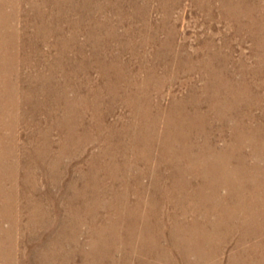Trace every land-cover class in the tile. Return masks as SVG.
<instances>
[{
  "label": "rangeland",
  "instance_id": "1",
  "mask_svg": "<svg viewBox=\"0 0 264 264\" xmlns=\"http://www.w3.org/2000/svg\"><path fill=\"white\" fill-rule=\"evenodd\" d=\"M111 1L113 2V4H112L113 6L110 3ZM213 1H214L213 4H215V5L218 3L217 0H213ZM65 2H64V0H57V5L59 6V10L62 12L63 9H64L65 10V13L63 15H65L66 17L65 18L62 17V19L61 18H58V20L57 19H52L53 21L51 20V22H47V21L46 22L48 23L49 27H51V29H55V27H57L58 26V23L61 21L60 23H62V25H60V27L64 31L63 39L66 40L67 38L74 36L73 37L74 38V41L72 43V52L71 53L74 54L73 57H74V60H75V64H74V66L72 64V68L71 69L72 70L73 69L76 70V75H75L76 77L75 76L73 77L74 78L73 79V84H79L81 82L82 83L81 85H83L84 83L87 82V80H90V82H89V84H90L89 86L90 87H94V88H98V87L104 88V87H106L105 84H106L107 81H103L104 79L106 80V78L104 77V71L101 68V66L99 65L100 64V61H102L101 59H102L103 55H102V57L98 58V54H96V53L97 52H100V51L107 52L109 54L110 53H113L116 56H120V58L123 60V62L128 61V63H129L131 57L126 52L127 49L125 50L124 47L127 48L126 45H128L129 42H131L132 40L135 41V40H137L139 38H138V35H136L137 33L136 34L134 33L135 34L134 36H132V35H130L128 33L130 36H132V37H129V35L126 32L128 30V27L129 28L132 27L133 30L136 28L135 31L148 29L151 32H155L156 35L158 34L157 36H158L159 39H163L166 36H169V37L172 36V39H174L173 42H174L175 47H178V45L179 46L186 45L188 47L196 48L198 46L200 47L201 45L205 44L208 40H210L212 38V41H213L214 45H217L218 46V45H223L224 44L226 46V47H224L222 49V52L228 54L232 58V63H234L233 65L235 67H239V63L241 61H243V63L246 64L248 67H250V66L251 67H255L256 64L259 65L260 64V61H261V59H260L261 58V55L260 54H262L264 52V51H261L262 48L260 46H258V43L260 41H261V44H262L261 46L262 47L264 46V0H246V2H245L246 4L245 3L242 4V8H243L242 11L243 12H242V14H240V15L237 16V19H239V22H241V24L243 25V28H244V29H242L243 31L236 28L237 27V23L234 21L233 18H232V20L231 19L229 20L228 18H225L224 11L218 9L217 6H215V5L213 7L214 9L213 10L211 9L210 15L206 16L204 10L202 11L203 8H201V6L204 5L205 0H199V2H198V0H176V2H175V0H72V3H70V4L68 3L69 5H67ZM11 3H12V1H11ZM246 8L249 9V12L247 11ZM7 10H9V7L7 8ZM134 13H135V15H134ZM22 15H23V13L20 12L17 16L14 15L15 18H13V19H16V20H10L8 22V24L11 25L10 27L17 28L16 31H17V33H19L18 34L19 35L18 40L14 41L15 43L13 42V44H17V43L20 44V42H22V43L27 42V43H29L31 45V43L34 41L35 47H34L33 52L30 53V57L28 56L29 53H27V55H26V53L24 54L22 50H18V52H16V53L12 52V50H11V52L8 53L7 57H8V60H9V58L11 56L12 60L14 61V63L11 62V61H8V63L10 62V65L13 66L14 71L17 69L18 71L21 72V74H24L23 76H26V75L34 76L35 71L33 69L32 70L30 69V72H29L28 69L22 68V66H21L22 65V61L23 60L24 61L25 60L31 61L33 64L35 63L34 65H37V66L39 65L38 66L39 68L42 67L41 66V63H45L48 59H49L48 61H53V57L54 58L56 57V55H55L56 52H55V48L52 47L49 44H53L52 42H54V39H53L54 36L51 35V34H48L47 36L50 37L52 40L50 39L51 42L48 41L49 43L48 42L45 43L44 41H46V39L48 40V38L45 36V33L44 32L41 33L38 36V37H40L39 39H38V37H36V39L34 38V39L31 40L28 37V35H29L30 32H28V34H27L26 31H25V33H24L25 35H22L24 37V39H21V41H20L21 28H22V26L24 27L23 23H24V18H25V16L23 17ZM119 17H121V18H119ZM91 18L95 19L97 21V23L100 22V23L106 24V27L104 28L102 26L103 28H100L98 26H94V25H97V24L93 23L91 21ZM137 20H138V22H137ZM134 21H136V22H134ZM247 21H251V22L254 21L257 24H260L261 23L260 25L263 26V30L261 32H257V35H254L252 33V31L250 30V28H249V30H250L249 31L248 29H246L244 27V24ZM52 22H54V23H52ZM232 25H234V26H232ZM110 28H111V30H110ZM94 32H95V34H94ZM54 38H56V37H54ZM93 38H95V39H93ZM176 41H177V43H176ZM8 42H9V44L11 46L10 40H8ZM55 42L58 44V39L57 38L55 39ZM199 42H200V45H199ZM151 46L153 47V43H152V45L150 44L149 46H147L148 49H146L145 52H146L147 59L149 58L148 59L149 61L154 62V60L152 59L151 54H149V53H151V50H152V47ZM77 47H78V49H77ZM117 49L119 51H117ZM121 49H123V50H121ZM11 53H13V54H11ZM177 53L179 54V52H177ZM26 56H28V57H26ZM24 57H26V58L24 59ZM162 58H164V57H162ZM256 58H257V60H256ZM66 59H68L67 56H66ZM133 60L135 61V59H133ZM133 60L130 62L131 65H130L129 69L125 71L127 74H133V71H136V69H137V63H135ZM48 61L46 63H48ZM50 63H52V62H50ZM262 64H263L262 65V69H263V71H262L263 73L262 74L264 75V62ZM54 68H56V69H51V71H50L51 72V76H54V79H52L51 82L53 84L54 83L59 84L62 80H61V77H59L60 74L57 72L58 68L57 67H54ZM68 68H70V67H68ZM116 72H119V70L116 69ZM158 72H161V70L159 69ZM195 73H197V72H194L190 76H187V75L184 76V73H183V74H181L179 76V78H177V80L175 82L172 83V85L170 83L164 84V86L161 88L162 91L160 90V92H159L160 95L158 94L159 97L161 96L159 102H160L162 108H164V107H165L164 109L169 108L170 105H172L171 102H174V100H176V101L179 100V101H177L179 104L183 103L181 99H183L185 97V95L187 94L188 90L185 89L187 87V85L182 86V84H181L180 81L185 80L186 83H192V82L194 83L195 82L197 85H199L201 82L197 78L198 76ZM159 75H161V74H159ZM162 75H163V73H162ZM252 76H253L252 74H249L248 73L247 74V77L244 78L245 80L242 79L241 82H243V83L241 84V86H243L244 84H248L250 87H254L253 89H251L252 90L251 91V94L252 95L254 94L253 92L260 93L261 95H264V87H263L264 86L263 85L264 84L263 83V79L264 78L261 79L260 76H253V77ZM262 77H264V76H262ZM51 78H53V77H51ZM13 79L14 78H12V82L15 81ZM77 81H79V82H77ZM251 81H252V83H251ZM254 81L256 82V84H255ZM258 82H259V84H258ZM103 83H105V84H103ZM24 84H25V86H24ZM31 84L33 85V83H31ZM36 84H37V82H36ZM36 84L34 83L33 86H35ZM13 85L16 86L15 83H13L12 86ZM22 85L24 87L19 85L20 89H21V87L22 88H25L28 85V83H23ZM257 85H259V87L261 88V91H256L255 90V88H256ZM53 88H54V85H52L51 87H49V89H53ZM84 93H86V92H84ZM84 93L81 92V95H80L79 98H76V99L73 98L74 103H77L78 104L80 102L79 103L80 105H77L76 107H71V108H73L72 114L74 116L71 114L70 117H67V118H71V121L69 122V124L72 123L71 126H73V129L74 130H77L75 132L76 134H74L73 132H71V133L68 132V129L67 128L63 129L64 127L62 126V123H60V122L62 121V118L64 119L66 116H61L60 110L57 109L58 110L57 111L56 109H53V107L50 104H46L45 106H43L42 109L39 108L40 109L39 110L40 112H32L31 110L33 108V104L30 105V108H29L30 110L27 109V112L29 111L28 114L32 115V113H34V116L36 115L37 118H39L38 120L40 122L43 120L42 121L43 123L41 122L42 127L40 129H36L35 127H31L32 128L31 129V128H29L27 126V123L29 122L28 121L29 120L28 118H32V117L31 116H28L24 112V108L21 109L22 106L20 104H22V105L24 104V103H20V101H24V100H22V97H19L18 95L16 96V94H14V95L12 94V96H6L5 94H2L3 96L2 95L1 96L3 98L0 96V105H1L0 106V127H3L2 128L3 130L0 128V133H2V134L3 133H6V137H8L9 140H12L11 135L13 136L15 134V136L17 137L16 139H18L20 137L19 140H16L17 143H20L21 142L19 144V147L20 148H18L17 149L18 151H16L15 154H14L15 155L14 156L15 158H13L12 157V154H10L9 157H8V160L5 162V164L7 166L10 165V167L12 168V170L16 168L15 169L16 172H15V175H14V178H16V179H14V178L13 179H10V180L3 179V180H6V182H5L4 185H2L3 186V189L2 190L0 189V194H1V196H0V208H1V211L4 210V212H5L2 215V217L5 218L6 216H8L9 221H11L13 218H15V220H16L15 223H16V225H18V229L14 230L12 232L13 235H10L11 238L9 237V238H7L5 240L6 242L4 241V243H9V242L10 243H18V249H19V250H17V255L18 256L12 259V261H13L12 264H78V263L79 264H83V263L84 264H90V263L91 264H101V263L102 264H112V258L113 257H110V258L109 257H105L103 259L105 261L104 262L103 260H101V261L98 260L96 257H93V259H92L91 255H90V258L81 257L78 253H75L74 254V257L71 260H69L68 262L66 261V263H65V259L64 258H61V257H56V258L53 257V259H46L45 257H43L44 255H42V254L45 253L44 250L47 247L41 245V244H45V243H54L53 241L55 240V238H57L59 236V238H57V241H55L56 243H58L57 246L56 245H52L53 248H54V249L52 248L53 250L59 249L60 248V246H59L60 243H65V242L66 243H73L70 239H68V237H73L74 236L73 235L74 232H76V236H75L76 243H90L91 239H94V240L97 239V242L104 243L103 241H105V240L102 239L103 241H100L101 236L99 234L98 235H99L100 238H98L97 236H94L92 234L93 233L92 232V229H93V231H98L97 229L100 228L99 227V226H101L100 224H102V223L105 222L104 221V218L105 217H108V219H110V217L112 216V214L117 215L116 217H118L119 214H120L121 216H119V218L122 217L123 215L124 216L127 215V218L128 219L126 218L124 220V223H121L122 226L121 225H120L121 227L119 226L120 231H122L121 232V235H123L124 237L127 236V233H126L127 230H126V228L127 229H133L134 228L133 229L134 232H132V234H131L132 235V238H131L132 241L130 239H127L126 240L127 243H129V244H128V247L125 248V250L128 249V248L129 249L126 250V251H123L124 254H120V255H123V257H121L120 255H118L115 252L116 251L115 250L116 248H114V247H117V245H114V244H118V243H107V241H105V244L106 245H104V247H107L109 245V248H111L113 250L114 260H116V261L118 260L116 264H125V262H126V264H143L144 263V254H143L144 251H146L148 249H153V246H154L153 244L154 243H158L159 246H160V248L162 247L161 248V251H162L163 254L165 252V255L168 256V259L172 258V255H178L180 253V249L181 250H186L187 249L186 251H188V252L186 253V255L188 257H186L187 259L185 261V264H189V263L190 264H204V263H202V259H200L199 256L200 255L201 256H205L207 253L211 254L212 252H216V255L219 254V257L221 258V259L219 257L217 258V260H218L217 261V264H219V262H220V264H228L229 258L231 257V252L234 251V250H236L235 248L241 249L243 247L244 248V251H248V250L251 251L253 246H257V248L261 249V251L264 250L263 249L264 248V243L261 244L259 240H254L256 242V244H254L255 242L252 241V242H250L248 244L247 243H242V245H241V243H238V241L236 240L235 237L232 238V239H230V241H228L227 243L226 242L225 243H222L220 240H218V237L220 236V234H222L219 231V229H222V226L216 227L217 229L215 228L216 229L215 231H214L213 226H212V224L214 223V220L216 222H219V220L221 219V215L219 216V214H217V212H213L212 213V209H213V206L215 204L216 199L210 197L211 196L210 193H207L208 195H204L205 193L202 192V190H201V186L202 185L201 186H195L194 185L196 183V181L199 182L200 184H206V185H208L210 183V181H212L211 179L212 178H215V177H218V178H216L217 179V182L218 181L222 182V176H224L223 178L224 179H227V182H229V181H231V182L224 184V185H226V187H225V189H221L220 190V193H221L220 194V197H222L224 199L228 198L231 201L233 199H234V201L235 200L237 201V200L240 199L239 202H241L242 196H245L246 193H247V192L241 190V186H242L241 183L242 182H240V180H243V178H241V175H244V178H245L244 180L246 181L245 182V185L247 187L251 186V189L252 188L253 189H256L257 192H255V194H254V192L251 193V194L248 193L250 195L249 196L250 198L249 197H246V196H245L246 198L243 197L244 198L243 199L244 201H251L252 200L255 203L254 206L252 204H250V202L249 203H246V204L242 203V202H244L243 200H242L241 203H242V205H244L246 207L252 205L254 207V210H256V212L259 215H261V212H264L263 211L264 210V206H263L264 205V194H263L264 193V181H263L264 180V176H263L262 172H259V176L260 177L258 176V179L256 181L257 182V188H254L255 185L252 184L250 180L248 181V179H251L252 176H254L255 173L252 170H249L248 167H243L244 166L243 165L244 162H241V161H238L237 160L238 157H244V156L246 157L247 156L248 160L252 163V167L253 168L255 166L256 170L259 171L260 168L263 167L264 163H260V160L259 159H256V158L254 159V157H251L252 156L251 154L253 153L252 146L255 144L254 143L255 142L254 138L257 136V140L261 142V136L258 134V133H260V131H257L256 132L255 130L254 131L251 130V132H249L250 134L249 133H244V135H242V138H244V136H246V135H247L248 138H250L252 136L251 137L252 138L251 141L253 143L251 141H249V140H242L241 139V140H239L240 144H239V142H237V144H236V146H237V148L235 149L236 153L235 152L232 153V152L228 151L229 148H226L225 149V147L231 142L230 140H231L232 136L234 135V132H232V135H231L230 134L231 133L230 131H232V130H229L230 129V126L233 125L232 121L230 119H225L224 120V123L225 124L223 123V126H225L224 129L226 131L224 130L221 133V135H219V133H217V130H214L215 129L214 127L218 128L219 125H221V124L218 121H214L212 118H208L207 121H206V129L207 130L209 129V130H208V132L206 130V132H207L208 136L211 137V138L210 139H206L205 137L201 136V137H199L197 139V136L195 135L197 133V132H195V131H197V129L196 130L193 129V131H192V134L193 135L190 136L191 134L189 133V136H190V141L189 142L190 143H188L187 150L186 149H180V150H186L187 151V152H183L184 153L183 156H186V157H189L190 155H192L191 158L193 156L194 157H199V158L200 157H206L207 158L208 156H210L213 153L212 156H215V154H217L218 155V159L212 158V162H211V157L210 158H207V160L205 159L203 161L204 162V165H198L199 167L198 166H195L194 167V165H195L196 162H194L192 165L187 164V165H185V167L184 166L183 167L185 169H187V168L189 169L190 168L191 170L189 169V172L191 174H186V175H183L182 177L181 176H173V175H171V173L175 171V168H174L175 164H173L174 163L173 161H175L174 159L175 158H178L180 156L179 154H181V153L178 152V149L174 148L176 150H174V149H173V151H172V149L170 150L171 151V154H172L171 157L173 158L172 159L171 157H169V159L171 158V161L168 162L170 164L166 165V162H164V161H162L163 163L161 164L160 163V160H159V158L161 156L159 157V155L162 154L161 150L164 148V145H162L163 139H161V146L160 145H157L158 146L157 147V150H155L156 148H154V147L152 149L150 148V151L148 153L149 154L148 156H150V155L152 156V157L151 156L149 157L150 158L149 160H151L152 162L153 161L156 162L158 160L155 165L151 163L149 166H146L145 167V166H141V163L140 162H136V164H133V161L132 160H133L135 154L138 156V154L143 149V146L144 145H147V144H145L143 142L144 140L143 141H140V138L139 137L142 134H144V133L145 134L148 133L149 136H151V135H153L152 132H149L147 130L141 129L140 130L141 132H139V134H138L136 132L138 129L136 131L135 130L132 131L129 128V126H128V123L129 122L127 123V121H126V120L129 119V116H127L128 113H129V110L124 105H122V104L120 105V103H119V105H117L115 107L114 112L112 114L108 115L104 119V121H102V124H101V126L103 128L106 127L105 129H108L109 126H110L111 127V131H107V130L103 129L102 131H100V133H101L100 134L99 131L95 128L96 127L95 126V124H96L95 121L96 120H94L95 119V116H94L95 109L93 110V108H90L89 107V106H91L90 104H93L92 103L93 101H92L91 98H88V99L86 98L85 99V96L87 97V95H85V96L82 95ZM34 100L37 102L38 100L41 101L42 98L40 96H37L36 95L34 97ZM35 101H32V103L35 102ZM102 101L103 100H101V102ZM13 103H15V104H13ZM82 103L87 104V105L84 106V104H82ZM88 104H89V106H88ZM240 105L243 106L244 103L243 104L240 103ZM16 106L17 107L19 106L18 107L19 109ZM86 106H87V108H85ZM14 107H15V109H14ZM50 107L52 108V110H56L57 111L54 114L55 116L48 114L47 108L49 109ZM100 109H103V105H102V107ZM52 110H50V111H52ZM187 110H191L190 104L188 105ZM255 111L257 112V110H255ZM257 114H259V113H257ZM46 116L54 117V118L52 120H48V119H45ZM56 116H58V117L56 118ZM122 117L125 118L124 122L122 120H120ZM167 117H165V121L166 120L171 121V117H169V116H167ZM72 118H74V119H72ZM56 119L59 120V123L56 121ZM54 120H55V122H54ZM140 120H142V123H139V126L144 125L145 122H146L145 119H140ZM189 121L190 120L188 119V121H187L188 126H189ZM92 123H93V125H92ZM86 124H87V126H85ZM253 124H255V123H253ZM190 125H192V124H190ZM257 125L260 126V124H257ZM48 126H49V128H48ZM127 130H128V132H127ZM33 132H34L35 135H37V137L40 138L41 143H42V146H39V147L38 146H32L33 148L32 147H29L31 144L29 145V142L26 141V137L29 135V133H33ZM103 132H105L107 134V139H109L110 142L112 143L111 144V147L113 149L111 148V150H112L111 152H113V153L111 155H114L115 158H117V159L119 158V160H117V159L115 160L116 165L113 164V163H110L109 160H108V158L106 159L105 156L102 157L103 154L101 153V149H102L101 146L104 145L103 144V142H104L103 140H105V134ZM180 132H182V131H180ZM135 133H137V134H135ZM44 135L48 136L49 139L47 138V139L43 140ZM133 135H135L137 138H139V139H137L136 143H135V141H133L131 139V138H133L132 137ZM162 135H165V132L164 131H163V134ZM225 135H227V136H225ZM71 136H72V140L73 141L70 142ZM89 137H91V139ZM66 138H67V140H66ZM113 140L115 142H113ZM118 140H120V141H118ZM129 140H131V141H129ZM138 140L140 141V144H139V141ZM205 140H207V141H205ZM263 140H264V138H263ZM45 141H47V142H45ZM94 141H95V143H94ZM22 142L25 143V144H27V147L28 148L27 147H24V145H23ZM43 142H45V144H43ZM145 142H146V140H145ZM47 143L50 144V148H48V149H47V147H48V144ZM202 143H204V144H202ZM209 143H210V145H209ZM74 145H75V148H74ZM132 145H133L134 148L132 147ZM211 145H213V146H211ZM63 146L65 147V149L67 148L66 151L74 152L72 154V156H70L68 153H66L65 149L61 150V147H63ZM79 146H80V148H79ZM197 146H198V148H196ZM23 147L25 148V150L23 149ZM43 147H45L46 150H43L44 149ZM148 147H150V146H148ZM29 148L31 150H29ZM26 150H28L29 152H31V154L30 155L27 154L28 151H26ZM47 150H48V153H47ZM59 150L62 151L61 152L62 155H60V153H59L60 151ZM257 150L258 149H256V147L254 145V154L255 153L256 154L259 153V150H258V152H257ZM174 151H175L176 155L174 154ZM201 151H202V153H201ZM217 151H219V152H217ZM57 153H59V154H57ZM63 153H64V155H63ZM65 153H66V155H65ZM118 155H119V157H118ZM126 155H127V157H126ZM227 155H229V158H231V156H232V158L228 160ZM27 156H29L28 159H27ZM131 156L133 158L130 160ZM125 157L128 158L126 161H124V158ZM17 159L20 160V165L19 166H17V164L15 163V160H17ZM58 159H59V161H61V162H59V165H58V162H57ZM214 159H216V160L214 161ZM221 160H222V162H221ZM225 160L228 161V163L231 160L230 163H233L232 165L230 164V166H232V168L228 166L229 168L227 169V172L226 173H228L229 175L228 174H225V170L227 168L226 163H225L226 162ZM56 162H57V164H56ZM211 163L215 165L216 173L218 174V176H215L214 177V176H212L210 174L209 167H210ZM237 164H239V165H237ZM20 166H22V167H20ZM115 166H118V167H116L117 169H113ZM152 166H153V168H152ZM217 166H219V167H217ZM27 167H32V168H30V171H29V170H26ZM92 167H94L93 172L95 170H97L96 171L97 172L96 174L93 173L94 176H96L95 178H93L94 176L91 177V175H90V172L92 170ZM102 167H103V169H102ZM143 167H145L144 170L146 172L143 174V176L140 175L139 181H141L144 184V186H145V187L143 186V190H144V192L146 194H143L142 195V197L144 198V200L141 197H138V198L137 197H134L135 195L132 194V192H133L132 190L135 187V185L137 184V182H134V180H133L134 179L133 178V175H136V173L139 172V171H141V169ZM168 167L169 168L171 167V171L170 172H169V168ZM258 167H259V169H258ZM42 168H44V169H42ZM62 168L63 169L65 168V169L63 170ZM95 168H97V169H95ZM105 168H106V170L107 169L108 170L106 171ZM136 168H138L140 170H137L136 171ZM154 168H155V173L153 174L152 171H153ZM200 168H202V169H200ZM59 169H60V174L61 175L60 174L58 175V180H57L58 182H55L56 180H54V178L56 176L53 177L54 176L53 174L56 173V171L58 172ZM25 170L28 171V172H26ZM31 170H32V172H31ZM239 170H240V172H239ZM132 171H133V174H131V176H129L128 173H132ZM232 171L235 172V173H233V174L232 173H229V172H232ZM46 172H49V174L47 175ZM108 172L113 173V174H115L117 172L116 173L118 175V177H116L117 179H114V178H111V177L109 178L108 177L109 174L107 175ZM164 172H166L167 174L164 173ZM32 173L33 174L34 173H37L36 176H38V177H36V179H34V183H33L34 186H35L34 190L32 188L33 187L32 186L33 184H31L29 182V181H31V177H29V179H26V177H25V174H32ZM192 173H194V174H192ZM197 173L198 174L200 173V174L198 175ZM239 174H241V175H239ZM119 175H120V177H119ZM205 175H206V177H205ZM81 176H82V178H81ZM123 177H124V179L127 178L128 180L125 181L123 179ZM6 178H9V177H6ZM202 178H204L205 180L202 179ZM23 179H25V180H23ZM62 179H63V181L61 182ZM75 179H76V181H75ZM81 180H82V182H81ZM185 180L186 181L187 180H190L188 183H190L191 185L192 184L194 185L193 186L194 187L193 189H195V191L191 193L192 195L186 193L187 192V185H186V181ZM94 181H96L95 184H94ZM236 182H238V183L236 184ZM122 183L123 184L124 183L125 184H128L127 187H129L131 190L130 189H124L121 186H119V184H122ZM160 183H161V185H159ZM233 183H234V187L235 186L237 187L238 185H240V186H238V190H241L242 191V192L240 191V195H238L237 192H233V191L231 192L230 191L231 190V185L230 184L233 185ZM70 184L73 185L71 188L69 187ZM148 184H149L150 188H149ZM154 184H156L155 185L156 187L154 186ZM243 184H244V182H243ZM19 185H21L22 187L19 186ZM165 186L168 187V189ZM185 187H186V189H185ZM197 187H199V188H197ZM136 188L139 189V190H141L139 187H136ZM188 188H190L189 185H188ZM150 189H151V191H149ZM81 190H83V192H81ZM87 190H88V192H87ZM113 190H114V192L117 191L116 192V193H118L117 196H114L115 193L112 192ZM105 191L107 193H104ZM228 191H230V192H228ZM14 192H16V193H14ZM126 192H127V194H126ZM2 195H4V196H2ZM123 195H124V197H123ZM136 195L138 196L140 194H136ZM170 195H172V196H170ZM93 196H95V197H93ZM151 196H152V198H151ZM233 196H236V197H233ZM4 197L9 200L8 201L9 204H6V201H5ZM115 197H117V198L115 199ZM196 197H198V198H196ZM51 198H52V200H51ZM87 198H89V199L87 200ZM12 199H14V200H12ZM53 199H55V200H53ZM104 200L108 203V205L111 206V208H106V207L104 208L102 205H97V202L98 201H101L102 202ZM87 201H89V202H87ZM120 201H122V202H120ZM135 201H137V202L139 201L140 204H141V206H142V207L140 206V208H138L140 210V211L138 210V213L137 212L135 213V205H134L135 204ZM211 201L213 202V204H212ZM87 203L89 205L86 206L85 204H87ZM107 203H106V206H107ZM1 204H2V206H1ZM113 204H114V206H113ZM61 205H63V206H61ZM96 205L98 207H96ZM37 206L38 207H41V209H43L44 214L42 216L40 214L41 210L39 212H37V210L35 208ZM64 206H66V207H64ZM184 206H185V209H184ZM190 206H192V207H190ZM24 207H26V208H24ZM107 207H109V206H107ZM114 207H116V208L114 209ZM123 208H125V209H123ZM182 208H183V210H182ZM23 209H25V210H23ZM101 209H102V211H101ZM110 209H111V211H110ZM149 209H150V211H149ZM76 210H78V211H76ZM64 211H65V213H64ZM120 211L122 213H120ZM239 211L241 212L242 210H239ZM234 213H235L234 214L235 215L234 218H235V217L238 216V213H237V215H236V211ZM105 214H106V216H105ZM131 214H134L135 217L137 216L138 218H140L139 219V225H138V223H136L135 226L134 225H132V226L130 225L131 222H130V218L128 216H131ZM214 214L216 215V217H215ZM44 215H46L45 218H44ZM212 215H213L214 218H212ZM152 216H153V218H152ZM93 217H95V219H96L95 221H92V218ZM116 217H113V218H116ZM161 217H162V219H160ZM182 217H185L187 220H189L190 224L192 223V220H191L192 217L195 219V221H197L199 223H201V222H205L206 223L207 222V225L205 224L204 228L200 224H197V225H194V226L196 227L195 230L197 229L196 230L197 231L196 234H203L204 232H206V234H209L207 232L214 231L213 232V236L214 237H212V241H211L212 243H210L209 240H208V242L206 240L203 241L201 239L193 240L194 237H192V241L189 240V239H187V240H189V242L186 241V240H183V242H182V241H179L178 240L181 237V235H177V234L172 235L173 237H176V239H174V241H171L170 238H169L171 236L170 233H169L170 231L167 228L169 227V229H170V223L171 222H176V221L179 222V221H181L183 219ZM260 217L261 216H258V218H257L258 223L261 221ZM245 218H246V215H245V213H243L240 216V219L243 222V225L246 224L245 222H246L247 218H246V220H245ZM145 219H147L148 225L145 223ZM225 219L226 218H224V220H223V218H222V221L227 222L228 219H226V220ZM64 220H66V221H64ZM162 220H163L164 223L162 222ZM222 221H221V224L225 223V222H222ZM257 221H256V223H257ZM63 222H64V224H63ZM120 222H122L121 218L119 219V223ZM161 223H163L164 225L166 224V227L167 228H163L161 226L162 225ZM2 224L6 228L8 227V225H10L7 220H2ZM145 225H147V226H145ZM158 226H159V228H158ZM177 226L180 227V228H182L181 226H179V224H177ZM229 226L232 227L231 225H229ZM85 228H86V230H85ZM204 229H206V230H204ZM217 230H218V232H217ZM136 231H138V232H136ZM162 232H163L164 235H162ZM67 233H68V235H67ZM125 233H126V235H125ZM133 234H135V235H133ZM146 234H147V236H146ZM215 234H216V236H215ZM138 236H139V238H138ZM15 237H17V238H15ZM215 238H216V240H214ZM50 239L51 240L53 239V240L51 241ZM153 239H155V240H153ZM158 239H159V241H158ZM213 240H214V242H213ZM178 243H181V244H179L177 246L176 244H178ZM206 243H210L211 245L206 244ZM168 246H169V248H168ZM178 247H180V249ZM182 248H184V249H182ZM141 249H143V250H141ZM87 250H89V249H87ZM210 250H212V252ZM191 251L193 252L192 254L190 253ZM31 252H33V253H31ZM42 252H44V253H42ZM126 252H128V253H126ZM150 252H152V250H150ZM64 253H65V251H64ZM20 257H22V258H20ZM75 258H77V259H75ZM83 258H84V260H83ZM177 259L180 260V257L178 258V256H177ZM129 260H131V261H129ZM88 261H90V262H88ZM92 261H94V262H92ZM165 261H163V262H165ZM199 261H201V262H199ZM0 262H2V260ZM10 262H11V260H10ZM26 262H28V263H26ZM170 263L171 264H176V263H173L172 260H171ZM177 264H180V263H177ZM181 264H183V263H181Z\"/></svg>",
  "mask_w": 264,
  "mask_h": 264
},
{
  "label": "bare ground",
  "instance_id": "2",
  "mask_svg": "<svg viewBox=\"0 0 264 264\" xmlns=\"http://www.w3.org/2000/svg\"><path fill=\"white\" fill-rule=\"evenodd\" d=\"M12 1V3H11ZM66 1V2H65ZM218 3L215 5L213 4V0H205V3L203 6H201L202 11L204 10L206 16L210 15L211 13V9L213 10L214 5L217 6L218 9L224 11V16L225 18H228L229 20L232 18L234 19V21L237 23V29L242 30L243 25L241 24V22H239V19H237V16L242 14V4H244L246 2V0H217ZM64 2L69 5L70 3H72V0H64ZM131 2V1H130ZM176 2V0H175ZM199 2V0H198ZM216 2V1H215ZM69 3V4H68ZM94 3V2H93ZM111 5L113 4V2H110ZM145 3V2H144ZM136 4V3H135ZM161 4V3H160ZM165 4V3H164ZM176 4V3H175ZM203 4V3H202ZM246 4V3H245ZM65 5V4H64ZM125 5V4H124ZM123 5V6H124ZM113 6V5H112ZM143 6V5H142ZM9 7V10H7V8ZM101 7V6H100ZM122 7V6H121ZM174 7V6H173ZM168 8V7H167ZM99 9V8H98ZM111 9V8H110ZM129 9V8H128ZM169 9V8H168ZM247 9V8H246ZM113 10V9H112ZM142 11V10H141ZM247 11L249 12V9H247ZM20 12L23 13V17L24 18V27L22 26L21 28V33H20V41L21 39H24V37L22 35H25V31L28 35V37L32 40V39H36V37H38L41 33H45V36L48 38V40L46 39V41H44L45 43H47L48 41H50V37H48V34L53 35L54 37H56L58 39V44L55 42H52L53 44H49L52 47L55 48V55L56 57H53V61H48V63H41V68H39L37 65H34L31 61L28 60H23L22 61V68L28 69L30 72V69L35 71L34 76L31 75H26L23 76L24 74H21L20 71H18L16 68V70L14 71L13 66L10 65V62L8 63V61H11L14 63V61L12 60L11 56L8 60V53L11 52H18V50H22L23 53L30 57V53L33 52L34 47H35V43L34 41L31 43V45L27 42H20L17 44H13L14 41L18 40L19 38V33H17L15 27H10L11 25L8 24V22L10 20H16L13 19L15 18L14 15H18ZM213 12V11H212ZM61 13V14H60ZM65 13V10L63 9V11L61 12L59 10V6L57 5V0H0V96L2 94H5L6 96H12V94H16V96L18 95L19 97H22V100L24 101H20V103H24L23 105L20 104L22 106L21 109L24 108V112L28 115L31 116L32 118H28L29 122L27 123V126L29 128L31 127H35L36 129H40L42 127L41 122L43 121H39L37 118V116H34V113H32V115L28 114L27 109L30 108V105L33 104V108H32V112H40L39 108H43V106H45L46 104H50L53 109H59L61 112V116H66L64 119L62 118V121L60 123H62V126L64 127L63 129L67 128L68 132H73L74 134H76L75 132L77 130L73 129V126H71L72 123L69 124V122L71 121V118H67L70 117V115L73 112V108L71 107H76L77 105H80L79 103H74V99L79 98L81 95V92L84 93L82 95H87V97L85 96V99L87 98H91L92 99V103L90 104L91 106H88L90 108H93V110L95 109V119L96 120V124H95V128L99 131H102L103 128L101 126L102 121H104V119L112 114L114 112V109L117 105H124L128 110L129 113L127 116H129V119L126 120L128 123L129 128L133 131V130H137L136 132L139 134V132H141V129L147 130L149 132H152L153 135L149 136V134H140L141 136L140 141H143L145 144L143 146V149L141 150V152L138 154V156L135 154L134 158L131 156L130 160L133 158V164H136V162H140L141 166H149L151 163L152 164H156V162H152L151 160H149L150 156H148L150 148L152 149L153 147L156 148L155 150H157V145L161 146V139H163L162 145H164V148L161 150L162 154L159 155V160L160 163L162 164L164 162H166V165L170 164L168 163L169 161H171V149L173 151L174 148L178 149V152L181 153L179 154L180 156L178 158H175L172 163L175 164L174 168L175 171L171 173V175L173 176H183L186 174H191L189 172V169H185V165L190 164L192 165L194 162L195 166L198 165H204V160L207 158L211 157V162H212V158H216L218 159V155L215 154V156H212V154L210 156L206 157H192V155H190L189 157L183 156V152H187V148H188V143H190V136H192V131L193 129H197V132L195 135L197 136V139L201 136L205 137L206 139H210L211 137L208 136L207 132L208 130L206 129V121L208 118H212L214 121H218L221 125H219L218 128L214 127V130H217V133H219V135H221V133L225 130V126H223L224 120L225 119H230L233 123L232 126H230L229 130L231 135L232 132H234V135L231 138V142L225 147L229 148L228 151L232 152V153H236L235 149L237 148L236 144L237 142H239V140H252V136L250 138L246 136H244V138H242V135H244V133H249L252 131H260V133H258L261 136V142L257 140V136L254 138L255 140V147L256 149L259 150V153H255L254 154V145L252 146L253 148V153L251 154V157H254V159H259L260 163H264V95H261L260 93H255L252 95L251 94V89H253L254 87H250L248 84H244L243 86H241V84L243 82L242 79L247 77V74H252L253 76H260L261 79H263L264 76L262 73L263 69H262V63L264 62V52L261 55V61L260 64L257 65L255 67H248L246 64L243 63V61H241L239 63V67H235L232 63V58L226 54L222 52V49L224 47H226L224 44L223 45H214L212 38L210 40H208L205 44L201 45L200 47H196V48H192V47H188L186 45H182L178 47H175L174 42L172 39V36H166L163 39H159L158 38V34L156 35L155 32H151L150 30L146 29V30H138L135 31L136 28L133 30L132 27L129 28L128 26V30L126 31L127 34L129 33L130 35L134 36L136 33V35H138L137 40H132L131 42L128 43V45H126L127 48L124 47V49L126 50V52L129 54V56L131 57L129 63L128 61L123 62V60L120 58V56H116L113 53H107V52H97L96 54H98V58L102 57V61H100V66L104 71V77L106 78V80L104 79L103 81H107L104 88L102 87H98V88H94V87H90L89 82L90 80H87L86 83H84L83 85H81L82 83L80 82L79 84H73V77L76 75V70L75 69H71L72 68V64L74 66L75 64V60L73 57V53L72 52V43L74 41V36L73 37H69L66 40L63 39L64 36V31L62 30V28L60 27V25H62V23H58V26L55 27V29H51V27H49L47 22H51L52 19H57L62 17H66L65 15H63ZM170 13V12H169ZM168 13V14H169ZM216 13V12H215ZM122 14V13H121ZM33 15V16H32ZM84 15V14H83ZM135 15V13H134ZM214 15V14H213ZM90 16V15H89ZM242 16V15H241ZM248 16V15H247ZM254 16V15H253ZM127 17V16H126ZM140 17V16H139ZM142 17V16H141ZM82 18V17H81ZM121 18V17H119ZM223 18V17H222ZM227 19V20H228ZM242 19V18H241ZM253 19V18H252ZM69 20V19H68ZM90 20V19H89ZM143 20V19H142ZM47 21V22H46ZM53 21V20H52ZM64 21V20H63ZM91 21L97 25L94 26H98L100 28H105L106 24L103 23H97V21L93 18H91ZM252 21V20H251ZM251 21H247L244 24V27L246 29L252 31V33L254 35H257V32H261L263 30V26L260 24H257L256 22H251ZM261 21V20H260ZM15 22V21H14ZM71 22V21H70ZM90 22V21H89ZM136 22V21H134ZM138 22V20H137ZM140 22V21H139ZM13 23V22H12ZM17 23V22H16ZM54 23V22H52ZM66 23V22H65ZM110 23V22H109ZM175 23V22H174ZM82 24V23H81ZM91 24V23H90ZM142 24V23H141ZM87 25V24H86ZM159 25V24H158ZM172 25V24H171ZM53 26V25H52ZM64 26V25H63ZM70 26V25H69ZM103 26V27H102ZM145 26V25H144ZM234 26V25H232ZM115 27V26H114ZM113 27V28H114ZM125 27V26H124ZM53 28V27H52ZM87 28V27H86ZM109 28V27H108ZM146 28V27H145ZM173 28V27H172ZM82 29V28H81ZM234 29V28H233ZM101 30V29H100ZM111 30V28H110ZM126 30V29H125ZM157 30V29H156ZM249 30V31H250ZM254 30V31H253ZM92 31V30H91ZM243 31V30H242ZM108 32V31H107ZM158 32V31H157ZM174 32V31H173ZM70 33V32H69ZM110 33V32H109ZM135 33V34H134ZM95 34V32H94ZM100 34V33H99ZM104 34V33H103ZM124 34V33H123ZM128 34V35H129ZM240 34V33H239ZM263 34V33H262ZM110 35V34H109ZM129 37H132L130 36ZM174 35V34H173ZM88 36V35H87ZM91 36V35H90ZM127 36V35H126ZM249 36V35H248ZM251 36V35H250ZM23 37V38H22ZM96 37V36H95ZM110 37V36H109ZM253 37V36H252ZM40 37H38L39 39ZM76 38V37H75ZM108 38V37H107ZM134 38V37H133ZM221 38V37H220ZM227 38V37H226ZM255 38V37H254ZM29 39V40H30ZM44 39V38H43ZM63 39V40H62ZM95 39V38H93ZM106 39V38H105ZM125 39V38H124ZM8 40H10L11 42V46L8 42ZM52 40V39H51ZM62 40V41H61ZM123 40V39H122ZM260 40V39H259ZM39 41V40H38ZM61 41V42H60ZM71 41V42H70ZM111 41V40H110ZM19 42V41H18ZM51 42V41H50ZM60 42V43H59ZM121 42V41H120ZM125 42V41H124ZM201 42V41H200ZM199 42V45H200ZM215 42V41H214ZM224 42V41H223ZM226 42V41H225ZM15 43V42H14ZM49 43V42H48ZM102 43V42H101ZM153 43V47L151 50V56L152 59L154 60V62L149 61L146 57V49L147 46H149L150 44L152 45ZM177 43V41H176ZM104 45V44H103ZM261 41L258 43V46H260L262 48L261 51H264V46H261ZM38 46V45H37ZM78 46V45H77ZM109 46V45H108ZM112 47V46H111ZM110 47V48H111ZM259 47V48H260ZM78 49V47H77ZM105 49V48H104ZM37 50V49H36ZM123 50V49H121ZM80 51V50H79ZM117 51H119L117 49ZM21 52V51H20ZM94 52V51H93ZM179 52V54L177 53ZM257 52V51H256ZM38 53V52H37ZM123 53V52H122ZM13 54V53H11ZM10 54V55H11ZM23 54V55H24ZM44 54V53H43ZM18 55V54H17ZM21 55V54H20ZM40 55V54H39ZM237 55V54H236ZM26 56V57H28ZM41 56V55H40ZM66 56L68 57V59H66ZM96 56V55H95ZM7 57V58H6ZM24 57V59L26 58ZM164 57V58H162ZM76 58V57H75ZM14 59V58H13ZM18 59V58H17ZM16 59V60H17ZM28 59V58H27ZM36 59V58H35ZM38 59V58H37ZM84 59V58H83ZM89 59V58H88ZM135 59V61L133 60ZM15 60V61H16ZM52 60V59H51ZM125 60V59H124ZM134 61L135 63H137V69L136 71H133V74H127L125 71L129 69L130 65H131V61ZM257 60V58H256ZM19 61V60H18ZM38 61V60H37ZM45 61V60H44ZM52 62V63H50ZM90 62V61H89ZM12 63V64H13ZM19 63V62H18ZM98 64V63H97ZM96 64V65H97ZM16 65V64H15ZM80 65V64H79ZM18 66V65H17ZM237 66V65H236ZM15 67V66H14ZM37 67V68H36ZM54 67H57L58 70L57 72L60 74L59 77H61V82L59 84L56 83H52V79H54V76H51V69H56ZM70 67V68H68ZM96 68V67H95ZM21 69V68H20ZM116 69L119 70V72H116ZM161 70V72H158V70ZM88 70V69H87ZM28 72V73H29ZM128 72V71H127ZM194 72H197L195 74H197V78L200 80V84L197 85L195 82L193 83H186L185 80L180 81L182 86L187 85V87L185 89L188 90L187 94L185 95V97L182 100L183 103L179 104L177 101L179 100H174V102H171L172 105H170L169 108L164 109L161 107L160 104V97H159V92L161 90V88L164 86V84L166 83H170L172 85L173 82H175L177 80V78H179V76L181 74L184 73V76H190L192 75ZM27 73V72H26ZM103 73V72H102ZM163 73V75H162ZM161 74V75H159ZM85 75V74H84ZM14 76V77H13ZM83 76V75H82ZM252 76V77H253ZM53 77V78H51ZM76 77V76H75ZM103 77V78H104ZM12 78H14L13 80H15L14 82H12ZM182 78V77H181ZM250 78V77H249ZM191 79V78H190ZM241 79V80H240ZM253 79V78H252ZM102 80V79H101ZM245 80V79H244ZM243 80V81H244ZM258 80V79H257ZM81 81V80H80ZM97 81V80H96ZM192 81V80H191ZM37 82V84H36ZM79 82V81H77ZM179 82V81H178ZM177 82V83H178ZM255 82V81H254ZM15 83L16 86H12V84ZM23 83H28V85L25 88L20 89V86H23ZM31 83L36 84L35 86H33ZM245 83V82H244ZM252 83V81H251ZM263 83H264V79H263ZM98 84V83H97ZM250 84V83H249ZM256 84V82H255ZM259 84V82H258ZM52 85H54L53 89H49V87H51ZM264 85V84H263ZM25 86V84H24ZM23 86V87H24ZM95 86V85H94ZM102 86V85H101ZM161 86V87H160ZM96 87V86H95ZM160 87V88H159ZM172 87V86H171ZM264 87V86H263ZM159 88V89H158ZM165 89V88H164ZM186 90V91H187ZM256 91H261V88L259 87V85L256 86L255 88ZM162 91V90H161ZM159 94V95H158ZM40 96L42 98L41 101H35L34 97L35 96ZM108 95V96H107ZM3 96V95H2ZM1 96V97H2ZM105 96V97H104ZM172 96V95H171ZM176 96V95H175ZM177 97V96H176ZM3 98V97H2ZM21 99V98H20ZM164 99V98H163ZM175 99V98H174ZM2 100V99H1ZM4 100V99H3ZM7 100V99H6ZM13 100V99H12ZM15 100V99H14ZM78 100V99H77ZM100 100V101H99ZM101 100H103L101 102ZM32 101H35L32 103ZM73 101V102H72ZM81 101V100H80ZM19 103V102H18ZM85 103V102H84ZM82 103V104H84ZM170 103V102H169ZM240 103H244V105H240ZM5 104V103H4ZM15 104V103H13ZM190 104L191 110H187L188 105ZM8 105V104H7ZM19 105V106H20ZM87 104H84V106ZM103 105V109H100ZM1 106V105H0ZM18 106V107H19ZM245 106V107H244ZM6 107V106H5ZM13 107V106H12ZM17 107V106H16ZM17 107V108H18ZM49 107V106H48ZM82 107V106H81ZM3 108V107H2ZM51 108V107H50ZM49 108V109H50ZM87 108V106L85 107ZM8 109V108H7ZM15 109V107H14ZM19 109V108H18ZM48 108V114L49 115H53L58 111L56 110H52V108L50 111ZM78 109V108H77ZM5 110V109H4ZM30 110V109H29ZM257 110V112L255 111ZM75 111V110H74ZM23 112V111H22ZM78 112V111H77ZM92 112V111H91ZM31 113V112H30ZM94 113V112H93ZM259 113V114H257ZM91 114V113H90ZM73 115V114H72ZM74 116V115H73ZM171 117V121L166 120L165 121V117ZM58 116H56L57 118ZM125 117V116H124ZM54 117H49L46 116L45 119L48 120H52ZM168 118V117H167ZM166 118V119H167ZM189 121V126H188V119ZM22 119V118H21ZM59 119V118H58ZM74 119V118H72ZM82 119V118H81ZM140 119H145V124L142 126H139V123H142V120ZM60 120V119H59ZM59 120L56 119V121L59 123ZM93 120V121H94ZM120 120H122L124 122L125 118H121ZM27 121V120H26ZM74 121V120H73ZM87 121V120H86ZM89 121V120H88ZM119 121V120H118ZM121 121V122H122ZM249 121V122H248ZM18 122V121H17ZM52 122V121H51ZM55 122V120H54ZM107 122V121H106ZM19 123V122H18ZM43 123V122H42ZM50 123V122H49ZM74 123V122H73ZM105 123V122H104ZM218 123V124H219ZM231 123V124H232ZM255 123V124H253ZM75 124V123H74ZM77 124V123H76ZM88 124V123H87ZM87 124L85 126H87ZM192 124V125H190ZM210 124V123H209ZM208 124V125H209ZM225 124V123H224ZM228 124V123H227ZM230 124V125H231ZM257 124H260L257 125ZM59 125V124H58ZM93 125V123H92ZM110 125V124H109ZM213 125V124H212ZM211 125V126H212ZM229 125V124H228ZM252 125V126H251ZM54 126V125H53ZM80 126V125H79ZM119 126V125H118ZM210 126V127H211ZM227 126V125H226ZM52 127V126H51ZM58 127V126H57ZM117 127V126H116ZM1 129L3 127H0ZM49 128V126H48ZM62 128V127H61ZM89 128V127H88ZM94 128V127H93ZM124 128V127H123ZM32 129V128H31ZM43 129V128H42ZM45 129V128H44ZM82 129V128H81ZM118 129V128H117ZM211 129V128H210ZM228 129V128H227ZM3 130V129H2ZM12 130V129H11ZM47 130V129H46ZM51 130V129H50ZM87 130V129H86ZM107 131H111V127L109 126L108 129H105ZM207 130V132H206ZM57 131V130H56ZM67 131V130H66ZM126 131V130H125ZM163 131L165 132V135L163 134ZM182 131V132H180ZM226 131V130H225ZM9 132V131H8ZM32 132V131H31ZM35 132V131H34ZM33 133H29V135L26 137V141L29 142V147L32 146H42L41 140L39 137H37V135H35ZM47 132V131H46ZM67 132V133H68ZM82 132V131H81ZM85 132V131H84ZM87 132V131H86ZM92 132V131H91ZM96 132V131H95ZM115 132V131H114ZM124 132V131H123ZM128 132V130H127ZM146 132V131H145ZM228 132V131H227ZM50 133V132H49ZM61 133V132H60ZM105 134V140H103V146H101V154L102 157L105 156V158L109 160L110 163H113L116 165L115 160L117 158H115L114 155H111L113 152H111V142L109 139H107V134L105 132H103ZM122 133V132H121ZM130 133V132H129ZM135 133V134H137ZM161 133V134H160ZM189 133L191 134L189 136ZM210 133V132H209ZM63 134V133H62ZM69 134V133H68ZM101 134V133H100ZM157 134V135H156ZM214 134V133H213ZM250 134V133H249ZM252 134V133H251ZM49 135V134H48ZM88 135V134H87ZM120 135V134H119ZM128 135V134H127ZM257 135V134H256ZM60 136V135H59ZM92 136V135H91ZM109 136V135H108ZM112 136V135H111ZM227 136V135H225ZM12 140H9L8 137H6V133H0V189H3V186L6 182V180L3 179H13L15 172H16V168L12 170V168L9 166H7L5 164V162L8 160V157L10 154H12V157L15 158L14 154L16 151H18L17 149L20 148L19 144L21 143H17L16 139L17 137L15 136V134L12 136ZM42 137V136H41ZM64 137V136H63ZM115 137V136H114ZM125 137V136H124ZM127 137V136H126ZM133 138H131L133 141H137V138L135 135L132 136ZM220 137V136H219ZM231 137V136H230ZM48 136L44 135L43 140L47 139ZM74 138V137H73ZM85 138V137H84ZM91 139V137H89ZM104 138V137H103ZM49 139V138H48ZM52 139V138H51ZM65 139V138H64ZM69 139V138H68ZM76 139V138H75ZM126 139V138H125ZM218 139V138H217ZM222 139V138H221ZM67 140V138H66ZM88 140V139H87ZM124 140V139H123ZM146 140V142H145ZM225 140V139H224ZM73 141L72 140V136H71V140L70 142ZM120 141V140H118ZM131 141V140H129ZM139 141V140H138ZM139 141V144H140ZM160 141V142H159ZM195 141V140H194ZM207 141V140H205ZM215 141V140H214ZM227 141V140H226ZM47 142V141H45ZM45 142H43V144H45ZM93 142V141H92ZM113 142H115L113 140ZM217 142V141H216ZM252 142V141H251ZM23 143V142H22ZM65 143V142H64ZM95 143V141H94ZM128 143V142H127ZM142 143V142H141ZM199 143V142H198ZM207 143V142H206ZM211 143V142H210ZM209 143V145H210ZM253 143V142H252ZM48 144V143H47ZM76 144V143H75ZM114 144V143H113ZM122 144V143H121ZM197 144V143H196ZM204 144V143H202ZM220 144V143H219ZM240 144V142H239ZM246 144V143H245ZM248 144V143H247ZM24 147H27V144L23 143ZM82 145V144H81ZM193 145V144H192ZM208 145V144H207ZM54 146V145H53ZM71 146V145H70ZM100 146V145H99ZM194 146V145H193ZM213 146V145H211ZM23 147V149L25 150V148ZM47 147V146H46ZM120 147V146H119ZM130 147V146H129ZM133 147V145H132ZM139 147V146H138ZM191 147V146H190ZM195 147V146H194ZM206 147V146H205ZM217 147V146H216ZM243 147V146H242ZM250 147V146H249ZM28 148V147H27ZM33 148V147H32ZM43 150H46L45 147H43ZM50 148V144H48L47 149ZM75 148V145H74ZM80 148V146H79ZM125 148V147H124ZM134 148V147H133ZM136 148V147H135ZM142 148V147H141ZM193 148V147H192ZM198 148V146L196 147ZM200 148V147H199ZM212 148V147H211ZM54 149V148H53ZM57 149V148H56ZM65 149V147H61V150ZM67 149V148H66ZM65 149V151H66ZM113 149V148H112ZM121 149V148H120ZM174 149V150H176ZM180 149H186V150H180ZM203 149V148H202ZM206 149V148H205ZM204 149V150H205ZM210 149V148H209ZM29 150H31L29 148ZM55 150V149H54ZM61 150H59L60 155L61 154ZM70 150V149H69ZM78 150V149H77ZM117 150V149H116ZM194 150V149H193ZM203 150V151H204ZM217 150V149H216ZM245 150V149H244ZM257 150V152H258ZM6 151V152H5ZM28 151V150H26ZM34 151V150H33ZM57 151V150H56ZM64 151V152H65ZM75 151V150H74ZM115 151V150H114ZM118 151V150H117ZM133 151V150H132ZM242 151V150H241ZM24 152V151H23ZM39 152V151H38ZM37 152V153H38ZM42 152V151H41ZM58 152V151H57ZM123 152V151H122ZM135 152V151H134ZM195 152V151H194ZM219 152V151H217ZM4 153V154H3ZM43 153V152H42ZM48 153V150H47ZM57 153V154H59ZM66 153H68L70 156H72V154L74 152H69L66 151ZM65 153V155H66ZM76 153V152H75ZM193 153V152H192ZM199 153V152H198ZM202 153V151H201ZM209 153V152H208ZM215 153V152H214ZM21 154V153H20ZM25 154V153H24ZM27 154H31V152L28 151ZM44 154V153H43ZM53 154V153H52ZM116 154V153H115ZM152 154V153H151ZM174 154L176 155L175 151ZM177 154V155H178ZM187 154V153H186ZM228 154V153H227ZM231 154V153H230ZM239 154V153H238ZM244 154V153H243ZM35 155V154H34ZM64 155V153H63ZM68 155V156H69ZM130 155V154H129ZM189 155V154H188ZM209 155V154H208ZM242 155V154H241ZM55 156V155H54ZM156 156V155H155ZM200 156V155H199ZM237 156V155H236ZM29 156H27L28 159ZM39 157V156H38ZM46 157V156H45ZM50 157V156H49ZM58 157V156H57ZM56 157V158H57ZM64 157V156H63ZM100 157V156H99ZM119 157V155H118ZM127 157V155H126ZM124 158V161H126L128 158ZM152 157V156H151ZM169 157H171L169 159ZM225 157V156H224ZM42 158V157H41ZM91 158V157H90ZM123 158V157H122ZM226 158V157H225ZM228 160L232 158H229V155H227ZM226 158V159H227ZM20 159V158H19ZM17 159L15 160V163L17 164V166L20 165V160ZM65 159V158H64ZM173 159V158H172ZM214 159V161L216 160ZM222 159V158H221ZM236 159V158H235ZM252 159V158H251ZM25 160V159H24ZM33 160V159H32ZM31 160V161H32ZM36 160V159H35ZM46 160V159H45ZM105 160V159H104ZM107 160V161H108ZM119 160V158L117 159ZM122 160V159H121ZM209 160V159H208ZM238 161L244 162L243 163V167H248L249 170H252L255 174L254 176H252L251 179H248V181L250 180L252 184H254V188H257V179L259 176V172H262L263 176H264V165L263 167L260 168V170H256L255 166L254 168L252 167V163L248 160L247 156L245 157H238L237 159ZM123 161V160H122ZM131 161V162H132ZM226 161V160H225ZM34 162V161H33ZM36 162V161H35ZM39 162V161H38ZM58 165H59V159H58ZM56 162V164H57ZM92 162V161H91ZM90 162V163H91ZM96 162V161H95ZM105 162V161H104ZM117 162V161H116ZM128 162V161H127ZM130 162V161H129ZM210 162V161H209ZM222 162V160H221ZM224 162V161H223ZM231 162V160H230ZM228 163V161H226V170H225V174L227 172V169L229 167L232 168V166H230V164L232 165L233 163ZM233 162V161H232ZM45 163V162H44ZM64 163V162H63ZM119 163V162H118ZM121 163V162H120ZM238 163V162H237ZM240 163V162H239ZM39 164V163H38ZM105 164V163H104ZM122 164V163H121ZM130 164V163H129ZM183 164V165H182ZM210 164V163H209ZM241 164V163H240ZM257 164V163H256ZM5 165V166H4ZM106 165V164H105ZM111 165V164H110ZM109 165V166H110ZM126 165V164H125ZM189 165V166H190ZM239 165V164H237ZM236 165V166H237ZM262 165V164H261ZM38 166V165H37ZM100 166V165H99ZM108 166V167H109ZM173 166V165H172ZM184 166V167H183ZM207 166V165H206ZM221 166V165H220ZM225 166V165H224ZM229 166V167H228ZM16 167V166H15ZM22 167V166H20ZM64 167V166H63ZM96 167V166H95ZM115 166L113 169H117ZM126 167V166H125ZM130 167V166H129ZM128 167V168H129ZM143 167L141 169V171L137 172L136 175H133V180L134 182H137V184L135 185V187L133 188V192L132 194H134V197H142L143 194H146L143 190V186L144 184L139 181L140 179V175L143 176V174L146 172L144 170ZM187 167V166H186ZM199 167V166H198ZM201 167V166H200ZM219 167V166H217ZM238 167V166H237ZM241 167V166H240ZM242 167V168H243ZM257 167V166H256ZM14 168V167H13ZM25 168V167H24ZM30 168L32 167H27L26 170L30 171ZM41 168V167H40ZM52 168V167H51ZM69 168V167H68ZM98 168V167H97ZM95 168V169H97ZM122 168V167H121ZM139 168V167H138ZM136 168L137 170H140ZM153 168V166H152ZM169 168V167H168ZM205 168V167H204ZM44 169V168H42ZM63 169V168H62ZM65 169V168H64ZM63 169V170H64ZM94 167H92V170L90 172L91 177L94 176V174H96L97 170H95L93 172ZM103 169V167H102ZM112 169V170H113ZM158 169V168H157ZM197 169V168H196ZM195 169V170H196ZM202 169V168H200ZM236 169V168H235ZM244 169V168H243ZM259 169V167H258ZM25 170V171H26ZM106 170V168H105ZM108 170V169H107ZM106 170V171H107ZM120 170V169H119ZM127 170V169H126ZM164 170V169H163ZM191 170V169H190ZM222 170V169H221ZM220 170V171H221ZM224 170V169H223ZM20 171V170H19ZM53 171V170H52ZM88 171V170H87ZM150 171V170H149ZM171 171V167L169 168V172ZM28 172V171H26ZM32 172V170H31ZM36 172V171H35ZM112 172V171H111ZM114 172V171H113ZM123 172V171H122ZM131 172V171H130ZM148 172V171H147ZM153 174L155 173V168L153 169ZM192 172V171H191ZM199 172V171H198ZM203 172V171H202ZM208 172V171H207ZM209 172L212 176H218V174L216 173V169H215V165L211 163L210 167H209ZM238 172V171H237ZM240 172V170H239ZM247 172V171H246ZM251 172V171H250ZM252 172V173H253ZM89 173V172H88ZM94 173V174H93ZM117 173V172H116ZM113 174L108 172L107 175L110 178H114L117 179L116 177H118L117 174ZM125 173V172H124ZM166 173V172H164ZM229 173H235V172H229ZM249 173V172H248ZM37 173H32V174H25L26 179H29V177H31V181H29L31 184L34 183V179H36ZM46 174L48 175L49 172H46ZM52 174V173H51ZM60 174V169L58 170V172L56 171V173H54L53 177L54 180H56L55 182H58V175ZM65 174V173H64ZM132 173H128L129 176H131ZM149 174V173H148ZM152 174V175H153ZM167 174V173H166ZM194 174V173H192ZM198 174V173H197ZM200 174V173H199ZM198 174V175H199ZM206 174V173H205ZM250 174V173H249ZM23 175V174H22ZM61 175V174H60ZM121 175V174H120ZM119 175V177H120ZM151 175V174H150ZM156 175V174H155ZM162 175V174H161ZM229 175V174H228ZM241 175V174H239ZM253 175V174H252ZM24 176V175H23ZM42 176V175H41ZM124 176V175H123ZM172 176V177H173ZM193 176V175H192ZM232 176V175H231ZM9 177V178H6ZM43 177V176H42ZM60 177V176H59ZM72 177V176H71ZM96 176H94L93 178H95ZM125 177V176H124ZM123 177V179H124ZM160 177V176H159ZM165 177V176H164ZM189 177V176H188ZM206 177V175H205ZM224 176H222V182L218 181L217 179L218 177L212 178L210 181V183L208 185L206 184H200L199 182L196 181V183L194 184L195 186H201V190L202 192H204V195H208L207 193H210L212 198H215V204L213 206L212 209V213L213 212H217V214H219V216L221 215V219L219 220V222H216L214 220V223L212 224L214 231L217 229L216 227H220L222 226V229H219V231L222 233L220 234V236L218 237V240H220L222 243H227L228 241H230V239L232 238H236V240L238 241V243H250L254 240H259L260 243H264V212H261V215H259L256 210H254V205L255 203L251 200V201H244L243 197H249L251 193L257 192L256 189H251V186L247 187L245 185V178L244 175H241V178H243V180H240L241 183V190L247 192L245 196H242L241 202L242 200L244 202V204L249 203L252 204L250 206H244L242 205L241 202H239V200H235L234 199L231 201L230 199L226 198H222L220 197V190L221 189H225L226 185H224L225 183H229L227 182V179L223 178ZM235 177V176H234ZM260 177V176H259ZM262 177V176H261ZM80 178V177H79ZM82 178V176H81ZM85 178V177H84ZM161 178V177H160ZM168 178V177H167ZM166 178V179H167ZM211 178V177H210ZM232 178V177H231ZM16 179V178H14ZM51 179V178H50ZM71 179V178H70ZM78 179V178H77ZM142 179V178H141ZM152 179V178H151ZM177 179V178H176ZM197 179V178H196ZM204 179V178H202ZM234 179V178H233ZM263 179V178H262ZM18 180V179H17ZM25 180V179H23ZM72 180V179H71ZM86 180V179H85ZM94 180V179H93ZM125 181L128 180L127 178L124 179ZM143 180V179H142ZM157 180V179H156ZM162 180V179H161ZM191 180V179H190ZM190 180H185L186 181V185H187V194H191L192 192L195 191V189H193L194 185L188 183ZM205 180V179H204ZM14 181V180H13ZM63 181V179L61 180V182ZM76 181V179H75ZM99 181V180H98ZM119 181V180H118ZM177 181V180H176ZM208 181V180H207ZM264 181V180H263ZM53 182V181H52ZM72 182V181H71ZM82 182V180H81ZM168 182V181H167ZM192 182V181H191ZM202 182V181H201ZM205 182V181H204ZM244 182V184H243ZM8 183V182H7ZM10 183V182H9ZM25 183V182H24ZM96 183V181H94V184ZM113 183V182H112ZM128 183V182H127ZM176 183V182H175ZM193 183V182H192ZM238 182H236L237 184ZM28 184V183H27ZM46 184V183H45ZM57 184V183H56ZM61 184V183H60ZM109 184V183H108ZM157 184V183H156ZM154 184V186L156 185ZM166 184V183H165ZM171 184V183H170ZM185 184V183H184ZM218 184V185H217ZM251 184V185H252ZM261 184V183H260ZM263 184V183H262ZM16 185V184H15ZM63 185V184H62ZM161 185V183L159 184ZM163 185V184H162ZM188 185L190 188H188ZM224 185V186H223ZM231 185V192H237L238 195H240V191L238 190V185L236 188L234 187V183L233 185ZM21 186V185H19ZM33 190L35 188L34 184L32 185ZM57 186V185H56ZM73 185L70 184L69 187L71 188ZM77 186V185H76ZM119 186H121L124 189H130L128 186V184H119ZM134 186V185H133ZM147 186V185H146ZM149 186V184H148ZM153 186V185H152ZM180 186V185H179ZM17 187V186H16ZM22 187V186H21ZM24 187V186H23ZM52 187V186H51ZM87 187V186H86ZM93 187V186H92ZM113 187V186H112ZM136 187H139L141 190L137 189ZM145 187V186H144ZM156 187V186H155ZM166 187V186H165ZM182 187V186H181ZM261 187V186H260ZM6 188V187H5ZM15 188V187H14ZM85 188V187H84ZM107 188V187H106ZM121 188V189H122ZM150 188V186H149ZM168 189V187H166ZM199 188V187H197ZM11 189V188H10ZM19 189V188H18ZM26 189V188H25ZM47 189V188H46ZM58 189V188H57ZM77 189V188H76ZM75 189V190H76ZM79 189V188H78ZM82 189V188H81ZM110 189V188H109ZM117 189V188H116ZM162 189V188H161ZM170 189V188H169ZM186 189V187H185ZM190 189V190H189ZM12 190V189H11ZM15 190V189H14ZM20 190V189H19ZM32 190V191H33ZM63 190V189H62ZM106 190V189H105ZM118 190V189H117ZM123 190V189H122ZM131 190V189H130ZM159 190V189H158ZM183 190V189H182ZM259 190V189H258ZM261 190V189H260ZM26 191V190H25ZM39 191V190H38ZM79 191V190H78ZM85 191V190H84ZM108 191V190H107ZM125 191V190H124ZM151 191V189L149 190ZM154 191V190H153ZM160 191V190H159ZM198 191V190H197ZM200 191V190H199ZM226 191V190H225ZM228 191V192H230ZM241 191V192H242ZM7 192V191H6ZM13 192V191H12ZM27 192V191H26ZM47 192V191H46ZM55 192V191H54ZM72 192V191H71ZM81 192H83V190H81ZM88 192V190H87ZM97 192V191H96ZM110 192V191H109ZM114 192V190L112 191ZM117 191H115L114 196H117L118 193H116ZM131 192V191H130ZM163 192V191H162ZM174 192V191H173ZM201 192V191H200ZM259 192V191H258ZM16 193V192H14ZM18 193V192H17ZM24 193V192H23ZM36 193V192H35ZM77 193V192H76ZM104 193H107L106 191ZM124 193V192H123ZM150 193V192H149ZM153 193V192H152ZM181 193V192H180ZM184 193V192H183ZM198 193V192H197ZM249 193V194H248ZM10 194V193H9ZM58 194V193H57ZM83 194V193H82ZM111 194V193H110ZM109 194V195H110ZM122 194V193H121ZM127 194V192H126ZM136 194H140V195H136ZM165 194V193H164ZM170 194V193H169ZM227 194V193H226ZM225 194V195H226ZM253 194V195H254ZM264 194V193H263ZM19 195V194H18ZM34 195V194H33ZM53 195V194H52ZM74 195V194H73ZM80 195V194H79ZM129 195V194H128ZM127 195V196H128ZM158 195V194H157ZM192 195V194H191ZM237 195V196H238ZM248 195V196H247ZM1 196V194H0ZM4 196V195H2ZM78 196V195H77ZM84 196V195H83ZM113 196V197H114ZM145 196V195H144ZM163 196V195H162ZM172 196V195H170ZM188 196V195H187ZM190 196V195H189ZM196 196V195H195ZM229 196V195H228ZM18 197V196H17ZM20 197V196H19ZM29 197V196H28ZM51 197V196H50ZM76 197V196H75ZM95 197V196H93ZM110 197V196H109ZM112 197V196H111ZM124 197V195H123ZM146 197V196H145ZM164 197V196H163ZM185 197V196H184ZM236 197V196H233ZM245 197V198H246ZM256 197V196H255ZM85 198V197H84ZM108 198V197H107ZM117 197H115L116 199ZM120 198V197H119ZM132 198V197H131ZM152 198V196H151ZM161 198V197H160ZM177 198V197H176ZM180 198V197H179ZM195 198V197H194ZM198 198V197H196ZM250 198V197H249ZM248 198V199H249ZM6 204H9V200L6 199L4 197ZM16 199V198H15ZM70 199V198H69ZM77 199V198H76ZM89 198H87L88 200ZM109 199V198H108ZM130 199V198H129ZM172 199V198H171ZM206 199V198H205ZM214 199V200H215ZM258 199V198H257ZM14 200V199H12ZM52 200V198H51ZM55 200V199H53ZM92 200V199H91ZM94 200V199H93ZM100 200V199H99ZM111 200V199H110ZM119 200V199H118ZM136 200V199H135ZM144 200V198H143ZM167 200V199H166ZM195 200V199H194ZM213 200V199H212ZM262 200V199H261ZM4 201V202H5ZM71 201V200H70ZM73 201V200H72ZM90 201V200H89ZM87 201V202H89ZM95 201V200H94ZM148 201V200H147ZM153 201V200H152ZM177 201V200H176ZM184 201V200H183ZM190 201V200H189ZM199 201V200H198ZM203 201V200H202ZM263 201V200H262ZM2 202V201H1ZM16 202V201H15ZM76 202V201H75ZM92 202V201H91ZM122 202V201H120ZM154 202V201H153ZM180 202V201H179ZM193 202V201H192ZM209 202V201H208ZM212 202V201H211ZM23 203V202H22ZM31 203V202H30ZM74 203V202H73ZM106 201H98L97 205H102L104 208H111L110 205H108L107 203V207L106 206ZM132 203V202H131ZM173 203V202H172ZM181 203V202H180ZM186 203V202H185ZM189 203V202H188ZM203 203V202H202ZM257 203V202H256ZM5 204V203H4ZM19 204V203H18ZM38 204V203H37ZM36 204V205H37ZM62 204V203H61ZM115 204V203H114ZM113 204V206H114ZM165 204V203H164ZM167 204V203H166ZM179 204V203H178ZM184 204V203H183ZM182 204V205H183ZM213 204V202H212ZM21 205V204H20ZM35 205V206H36ZM86 206L89 205L88 203L85 204ZM96 205V207H98ZM135 213H138V208H140L141 204L138 201H135ZM156 205V204H155ZM193 205V204H192ZM207 205V204H206ZM2 206V204H1ZM8 206V205H7ZM14 206V205H13ZM34 206V205H33ZM63 206V205H61ZM127 206V205H126ZM133 206V205H132ZM205 206V205H204ZM264 206V205H263ZM262 206V207H263ZM10 207V206H9ZM66 207V206H64ZM78 207V206H77ZM142 207V206H141ZM166 207V206H165ZM192 207V206H190ZM199 207V206H198ZM211 207V206H210ZM4 208V207H3ZM11 208V207H10ZM26 208V207H24ZM37 212H40L41 216L44 214L43 209H41V207H35ZM116 207H114L115 209ZM127 208V207H126ZM175 208V207H174ZM14 209V208H13ZM18 209V208H17ZM31 209V208H30ZM63 209V208H62ZM89 209V208H88ZM113 209V210H114ZM122 209V208H121ZM125 209V208H123ZM151 209V208H150ZM149 209V211H150ZM185 209V206H184ZM207 209V208H206ZM259 209V208H258ZM9 210V209H8ZM19 210V209H18ZM25 210V209H23ZM54 210V209H53ZM99 210V209H98ZM104 210V209H103ZM156 210V209H155ZM173 210V209H172ZM183 210V208H182ZM189 210V209H188ZM239 210H242L241 212ZM263 210V209H262ZM6 211V210H5ZM16 211V210H15ZM55 211V210H54ZM78 211V210H76ZM86 211V210H85ZM102 211V209H101ZM109 211V210H108ZM111 211V209H110ZM115 211V210H114ZM140 211V210H139ZM161 211V210H160ZM236 211V215L238 213V216L234 218V212ZM264 211V210H263ZM11 212V211H10ZM14 212V211H13ZM17 212V211H16ZM24 212V211H23ZM28 212V211H27ZM97 212V211H96ZM104 212V211H103ZM113 212V211H112ZM143 212V211H142ZM164 212V211H163ZM162 212V213H163ZM167 212V211H166ZM186 212V211H185ZM188 212V211H187ZM4 210L1 211L0 208V261L2 260V262H0L1 264H12V259L17 257V250L18 249V243H4V241L10 237V235H13L12 232L16 229H18V225H16V220L15 218H13L11 221H9L8 216H6L5 218L2 217V215L4 214ZM56 213V212H55ZM54 213V214H55ZM59 213V212H58ZM65 213V211H64ZM120 213H122L120 211ZM124 213V212H123ZM145 213V212H144ZM158 213V212H157ZM177 213V212H176ZM245 213L246 215V224L243 225V222L240 219V216ZM12 214V213H11ZM28 214V213H27ZM31 214V213H30ZM73 214V213H72ZM95 214V213H94ZM208 214V213H207ZM19 215V214H18ZM39 215V214H38ZM166 215V214H165ZM172 215V214H171ZM176 215V214H175ZM195 215V214H194ZM198 215V214H197ZM211 215V214H210ZM215 215V214H214ZM17 216V215H16ZM32 216V215H31ZM46 215H44L45 218ZM99 216V215H98ZM106 216V214H105ZM110 216V215H109ZM117 215L112 214V216L110 217V219H108V217L104 218V223L100 224L101 226H99L100 228L97 229L98 231H93L92 229V234L94 236H97L98 238L99 235L101 236L100 241H107V243H118V244H114L117 245L115 252L120 255V254H124L123 251H126L128 249L125 250L126 247H128L127 243V239L132 238V232L133 229H127L126 228V233L127 236L124 237L123 235H121L120 228L119 226L121 225V223H124V220L127 218L126 216H122L120 217L122 222L119 223V216H121L119 214L118 217H116ZM145 216V215H144ZM164 216V215H163ZM170 216V215H169ZM199 216V215H198ZM209 216V215H208ZM218 216V215H217ZM244 216V215H243ZM242 216V217H243ZM258 216H261L260 219L261 221L258 223L257 218ZM30 217V216H29ZM102 217V216H101ZM116 217V218H113ZM130 218V225H134L136 223H138L139 225V219L137 216L135 217L134 214H131V216H128ZM156 217V216H155ZM176 217V216H175ZM216 217V215H215ZM245 217V216H244ZM27 218V217H26ZM54 218V217H53ZM63 218V217H62ZM118 218V219H117ZM153 218V216H152ZM151 218V219H152ZM183 219L181 221H176V222H171L170 223V229L169 227H166V224L164 225L163 220L161 223L163 228H167L170 232V240L174 241V239H176V237H173L172 235L177 234V235H181V237L178 239L179 241L186 240L189 242V240L192 241V237H194L193 240L196 239H201L203 241H210V243H212V237L213 236V232L214 231H210L207 232L209 234H206V232H204L203 234H196V230H195V226L197 224H200L203 228L205 226V224L207 225V222H197L195 221V219L192 217V223L190 224L189 220H187L185 217H182ZM188 218V217H187ZM212 218L213 215H212ZM222 218L224 220V218L228 219L227 222L222 221ZM23 219V218H22ZM21 219V220H22ZM128 219V218H127ZM144 219V218H143ZM149 219V218H148ZM158 219V218H157ZM162 219V217L160 218ZM199 219V218H198ZM209 219V218H208ZM225 219V220H226ZM259 219V220H260ZM2 220H7L8 223L10 225H8V227H4L2 224ZM18 220V219H17ZM31 220V219H30ZM29 220V221H30ZM43 220V219H42ZM62 220V219H61ZM95 217L92 218V221H95ZM136 220V221H135ZM150 220V219H149ZM180 220V219H179ZM257 223H256V221ZM26 221V220H25ZM66 221V220H64ZM91 221V220H90ZM143 221V220H142ZM141 221V222H142ZM160 221V220H159ZM172 221V220H171ZM208 221V220H207ZM222 222H225L223 224H221ZM39 222V221H38ZM71 222V221H70ZM88 222V221H87ZM133 222V223H132ZM149 222V221H148ZM157 222V221H156ZM161 222V221H160ZM230 222V223H229ZM69 223V222H68ZM101 223V222H100ZM145 223L148 225L147 223V219H145ZM22 224V223H21ZM33 224V223H32ZM31 224V225H32ZM59 224V223H58ZM64 224V222H63ZM74 224V223H73ZM76 224V223H75ZM81 224V223H80ZM95 224V223H94ZM141 224V223H140ZM155 224V223H154ZM177 224H179V226H181L182 228L178 227ZM190 224V225H189ZM221 224V225H220ZM27 225V224H26ZM144 225V224H143ZM145 225V226H147ZM209 225V224H208ZM229 225H231L232 227H230ZM41 226V225H40ZM63 226V225H62ZM79 226V225H78ZM122 226V225H121ZM120 226V227H121ZM128 226V225H127ZM151 226V225H150ZM149 226V227H150ZM211 226V227H212ZM229 226V227H228ZM21 227V226H20ZM35 227V226H34ZM49 227V226H48ZM47 227V228H48ZM69 227V226H68ZM86 227V226H85ZM143 227V226H142ZM24 228V227H23ZM29 228V227H28ZM159 228V226H158ZM216 228V229H215ZM66 229V228H65ZM149 229V228H148ZM156 229V228H155ZM207 229V228H206ZM204 229V230H206ZM29 230V229H28ZM86 230V228H85ZM203 230V231H204ZM73 231V230H72ZM124 231V230H123ZM209 231V230H208ZM30 232V231H29ZM56 232V231H55ZM91 232V231H90ZM138 232V231H136ZM218 232V230H217ZM50 233V232H49ZM82 233V232H81ZM87 233V232H86ZM125 233V235H126ZM140 233V232H139ZM154 233V232H153ZM211 233V234H210ZM78 234V233H77ZM97 234V235H96ZM99 234V235H98ZM145 234V233H144ZM143 234V235H144ZM15 235V234H14ZM58 235V234H57ZM68 235V233H67ZM73 237H68V239H70L73 243H60L59 249H55L53 250V246L52 245H56L58 243H56L55 241H57V238H59V236L57 238H55V240L53 241L54 243H45V244H41L42 246H46L47 248L44 250V255L43 257H45L46 259H53V257H61L65 259V263L66 261L68 262L69 260H71L74 257L75 253H78L81 257H85V258H90V255L93 259V257H96L98 260H103L105 257H113L112 258V264H116L117 261L114 260V254H113V250L111 248H109V245L107 247H104L105 241L102 242H97V239H91L90 243H76V232L73 233ZM89 235V234H88ZM87 235V236H88ZM135 235V234H133ZM139 235V234H138ZM156 235V234H155ZM162 235L163 232H162ZM27 236V235H26ZM35 236V235H34ZM71 236V235H70ZM147 236V234H146ZM176 236V235H175ZM216 236V234H215ZM21 237V236H20ZM41 237V236H40ZM49 237V236H48ZM53 237V236H52ZM156 237V236H155ZM154 237V238H155ZM11 238V237H10ZM17 238V237H15ZM14 238V239H15ZM39 238V237H38ZM45 238V237H44ZM90 238V237H89ZM135 238V237H134ZM139 238V236H138ZM146 238V237H145ZM157 238V237H156ZM25 239V238H24ZM40 239V238H39ZM103 239V240H102ZM164 239V238H163ZM189 239V240H187ZM51 240V239H50ZM53 240V239H52ZM51 240V241H52ZM78 240V239H77ZM137 240V239H136ZM145 240V239H144ZM152 240V239H151ZM155 240V239H153ZM169 240V241H170ZM216 240V238L214 239ZM213 240V242H214ZM18 241V240H17ZM34 241V240H33ZM38 241V240H37ZM126 241V242H125ZM132 241V240H131ZM138 241V240H137ZM159 241V239H158ZM165 241V240H164ZM6 242V241H5ZM31 242V241H30ZM139 242V241H138ZM255 242V241H254ZM25 243V242H24ZM210 243H206L211 245ZM29 244V243H28ZM134 244V243H133ZM174 244V243H173ZM181 244L178 243L176 244L177 246ZM229 244V243H228ZM256 244V242L254 243ZM22 245V244H21ZM143 245V244H142ZM153 249H148L146 251H144V263L143 264H171V260L173 263H183L185 264L186 261V257H188L186 255V253L188 251L186 250H181L180 247H178L180 249V253L178 255H172V258L168 259V256L162 253L161 248L159 246L158 243H154L153 244ZM192 245V244H191ZM213 245V244H212ZM220 245V244H219ZM240 245V244H239ZM32 246V245H31ZM52 246V247H51ZM58 246V247H59ZM111 246V245H110ZM134 246V245H133ZM132 246V247H133ZM163 246V245H162ZM206 246V245H205ZM216 246V245H215ZM224 246V245H223ZM245 246V245H244ZM250 246V245H249ZM253 246V245H252ZM68 247V248H67ZM113 247V246H112ZM135 247V246H134ZM167 247V246H166ZM175 247V246H174ZM217 247V246H216ZM220 247V246H219ZM222 247V246H221ZM225 247V246H224ZM247 247V246H246ZM260 247V246H259ZM21 248V247H20ZM53 248V249H52ZM169 248V246H168ZM241 248V247H240ZM27 249V248H26ZM89 249V250H87ZM133 249V248H132ZM176 249V248H175ZM184 249V248H182ZM211 249V248H210ZM220 249V248H219ZM218 249V250H219ZM236 250L231 252V257L229 258L228 264H264V250L261 251V249L257 248V246H253L251 251H244V248L242 247L241 249L239 248H235ZM264 249V248H263ZM68 250V251H67ZM143 250V249H141ZM150 250H152V252H150ZM65 251V253H64ZM193 251V250H192ZM190 252L191 254L194 252ZM212 252V250H210ZM26 252V251H25ZM30 252V251H29ZM40 252V251H39ZM138 252V251H137ZM142 252V251H141ZM140 252V253H141ZM167 252V251H166ZM20 253V252H19ZM33 253V252H31ZM128 253V252H126ZM177 253V252H176ZM142 254V255H143ZM173 254V253H172ZM175 254V253H174ZM76 256V255H75ZM79 256V257H80ZM121 257H123V255H120ZM170 256V255H169ZM174 256V257H173ZM180 257V260L177 259ZM194 256V255H193ZM197 256V255H196ZM27 257V256H26ZM153 257V258H152ZM219 257V254L216 255V252H212L211 254L207 253L205 256H199L200 259H202V263L204 264H217V258ZM22 258V257H20ZM28 258V257H27ZM31 258V257H30ZM220 258V257H219ZM223 258V257H222ZM77 259V258H75ZM125 259V258H124ZM221 259V258H220ZM11 260V262H10ZM26 260V259H25ZM84 260V258H83ZM121 260V259H120ZM139 260V259H138ZM142 260V259H141ZM166 260V261H165ZM193 260V259H192ZM77 261V260H76ZM104 261V260H103ZM131 261V260H129ZM165 261V262H163ZM60 262V261H59ZM90 262V261H88ZM94 262V261H92ZM105 262V261H104ZM121 262V261H120ZM142 262V261H141ZM201 262V261H199ZM28 263V262H26ZM52 263V262H51ZM192 263V262H191ZM79 264V263H78ZM84 264V263H83ZM91 264V263H90ZM102 264V263H101ZM126 264V262H125ZM190 264V263H189ZM220 264V262H219Z\"/></svg>",
  "mask_w": 264,
  "mask_h": 264
}]
</instances>
